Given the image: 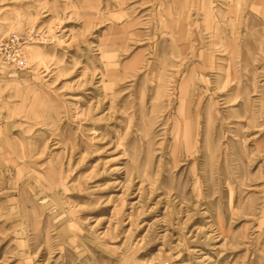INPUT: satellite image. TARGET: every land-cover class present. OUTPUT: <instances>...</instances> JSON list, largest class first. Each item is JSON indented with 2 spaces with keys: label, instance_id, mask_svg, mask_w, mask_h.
<instances>
[{
  "label": "rangeland",
  "instance_id": "374dc122",
  "mask_svg": "<svg viewBox=\"0 0 264 264\" xmlns=\"http://www.w3.org/2000/svg\"><path fill=\"white\" fill-rule=\"evenodd\" d=\"M0 0V264H264V9Z\"/></svg>",
  "mask_w": 264,
  "mask_h": 264
},
{
  "label": "crops",
  "instance_id": "0c3cea01",
  "mask_svg": "<svg viewBox=\"0 0 264 264\" xmlns=\"http://www.w3.org/2000/svg\"><path fill=\"white\" fill-rule=\"evenodd\" d=\"M251 7L253 8L254 11L259 8V10L264 9V0H253Z\"/></svg>",
  "mask_w": 264,
  "mask_h": 264
}]
</instances>
